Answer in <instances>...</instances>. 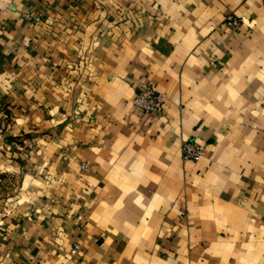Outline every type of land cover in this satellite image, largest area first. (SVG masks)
<instances>
[{"label": "crops", "instance_id": "1", "mask_svg": "<svg viewBox=\"0 0 264 264\" xmlns=\"http://www.w3.org/2000/svg\"><path fill=\"white\" fill-rule=\"evenodd\" d=\"M0 9V264H264V0Z\"/></svg>", "mask_w": 264, "mask_h": 264}, {"label": "built area", "instance_id": "2", "mask_svg": "<svg viewBox=\"0 0 264 264\" xmlns=\"http://www.w3.org/2000/svg\"><path fill=\"white\" fill-rule=\"evenodd\" d=\"M24 17L31 19V15L26 13ZM225 24L228 28L232 30H238L241 26V20L237 16L231 14L226 15ZM4 28V23L2 21V10L0 9V29ZM165 95L158 91L156 87L150 83L144 85L139 91H137L132 98V105L144 114H153L158 112L163 106ZM8 118L6 114L0 116V134H3L7 129ZM15 147L19 146L17 140L12 142ZM181 156L184 160L197 162L204 155L205 146L202 142L196 140H184L180 146ZM84 167L87 168L89 165L84 163ZM79 248L78 243H76L72 249L75 253ZM65 264H75L73 261L68 260Z\"/></svg>", "mask_w": 264, "mask_h": 264}]
</instances>
